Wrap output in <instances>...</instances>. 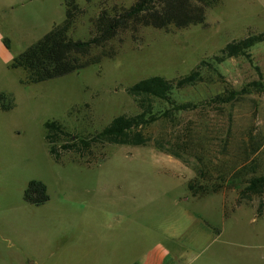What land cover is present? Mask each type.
<instances>
[{"label": "rangeland", "instance_id": "rangeland-1", "mask_svg": "<svg viewBox=\"0 0 264 264\" xmlns=\"http://www.w3.org/2000/svg\"><path fill=\"white\" fill-rule=\"evenodd\" d=\"M65 1L0 0V93L14 102L0 104V264H160L164 255V264H264V195L240 199L264 173V41L174 92L194 106L155 100L145 144L95 143L56 160L44 125L85 138L139 113L129 86L185 75L229 41L264 32V0H218L203 23L120 33L114 57L22 83L26 71L10 62L64 20ZM134 1L75 0L85 11L69 35L88 38L102 8ZM229 91L231 100L213 99ZM31 180L46 184V202L25 200ZM190 182L218 189L194 195Z\"/></svg>", "mask_w": 264, "mask_h": 264}, {"label": "trees", "instance_id": "trees-1", "mask_svg": "<svg viewBox=\"0 0 264 264\" xmlns=\"http://www.w3.org/2000/svg\"><path fill=\"white\" fill-rule=\"evenodd\" d=\"M218 0H135L129 7L113 6L102 8L95 18L90 36L86 39H74L69 35L76 22L77 15L85 8L75 0L65 1V18L45 33L39 40L20 52L10 62L12 68H23L26 71L22 83H36L60 77L92 64L100 63L105 57H114L117 50L108 49L109 41L120 33L131 32L134 36L142 27L167 28L169 26L187 27L191 24L203 23L208 7ZM264 41V32L250 33L242 38L226 43L217 54L202 59L189 73L169 79L162 75H152L127 88L141 109L136 114H119L100 131L90 137L79 138L67 130L60 122H45V139L49 152L56 160L64 152L90 151L95 143L145 144L149 136L144 128L157 120L160 115L154 110V101H165L175 110L188 109L192 103H176L175 91L194 86L206 80L210 73H218L219 66L228 59L247 55L251 48ZM6 45L9 47V43ZM98 49L99 51L93 52ZM207 74V75H206ZM208 78V77H207ZM230 92V93H229ZM223 99L214 96L218 102H226L233 98L235 92L229 91ZM8 101V102H7ZM216 101V102H217ZM2 109L14 106L13 98L0 93ZM87 151V152H88ZM188 189L194 195H202L216 191L218 185L207 187L190 182ZM264 195V173L252 176L248 184L240 190V199L250 198V194ZM26 201L42 204L49 199L47 186L40 180H31L24 191ZM262 213V206L257 209Z\"/></svg>", "mask_w": 264, "mask_h": 264}, {"label": "crops", "instance_id": "crops-1", "mask_svg": "<svg viewBox=\"0 0 264 264\" xmlns=\"http://www.w3.org/2000/svg\"><path fill=\"white\" fill-rule=\"evenodd\" d=\"M165 257H166V256L164 255L162 258L159 259L160 264H164L165 259H167V258H165ZM155 260H156V258L152 261L151 264H154V263H155Z\"/></svg>", "mask_w": 264, "mask_h": 264}]
</instances>
